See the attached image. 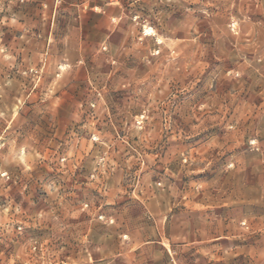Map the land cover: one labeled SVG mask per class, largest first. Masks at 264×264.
Here are the masks:
<instances>
[{"label":"rangeland","instance_id":"1","mask_svg":"<svg viewBox=\"0 0 264 264\" xmlns=\"http://www.w3.org/2000/svg\"><path fill=\"white\" fill-rule=\"evenodd\" d=\"M0 264H264V0H0Z\"/></svg>","mask_w":264,"mask_h":264},{"label":"crops","instance_id":"2","mask_svg":"<svg viewBox=\"0 0 264 264\" xmlns=\"http://www.w3.org/2000/svg\"><path fill=\"white\" fill-rule=\"evenodd\" d=\"M103 9H106L108 16H110V17H112V16H114V14H116V11L112 10L111 8H103Z\"/></svg>","mask_w":264,"mask_h":264}]
</instances>
